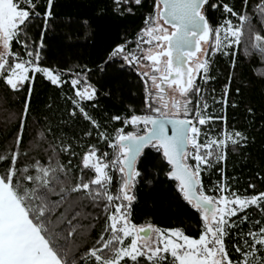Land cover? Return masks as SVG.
<instances>
[{
    "label": "snow or ice",
    "instance_id": "snow-or-ice-1",
    "mask_svg": "<svg viewBox=\"0 0 264 264\" xmlns=\"http://www.w3.org/2000/svg\"><path fill=\"white\" fill-rule=\"evenodd\" d=\"M53 3L47 0L41 14L36 0H0V80L13 92L28 85L15 150L0 151V165L7 162L0 169V264H264V222L249 214L254 209L264 217V192L241 195L229 184L223 167L218 169L220 179L205 191L202 175L222 165L230 148L234 151L248 141L243 132L229 130L227 116L214 107L219 104L226 110L232 75L222 96L213 97L212 104L204 95L203 85L215 79L210 75L212 58L231 56L235 68L237 51L242 49L249 56L258 55L264 65V21L258 29L243 11L223 4V11L239 23L225 16L214 26L205 6L216 9L221 7L219 3L154 0V11L145 18L135 49L125 42L109 56V60L119 59L122 66L137 70L146 88L147 111L127 118L112 116L123 127L110 135L83 106L97 95L86 72L72 73L64 80L61 72L40 66ZM141 3L114 0L117 10L129 13L130 5ZM243 3L247 6L249 0ZM256 8L255 15L264 17V0ZM34 19L42 23L38 41L29 36ZM37 73L58 88L71 85L74 98L68 97L73 105L69 115L79 113L96 130L97 139L112 149L110 154L89 144L75 183L67 166L72 161L66 165L60 160L61 153L76 155L71 144L49 142L42 149L47 159L20 151ZM231 106L236 107L235 103ZM217 122L224 127L213 134ZM129 125L134 130L125 132ZM38 135L44 140L43 133ZM38 146L39 142L34 145ZM147 148L163 156L171 167L169 177L178 181L183 199L199 213L198 238L179 229L130 222L129 210L136 198L133 190L142 176L137 164ZM85 176L89 178L85 180ZM114 176L118 179L115 192ZM255 187L249 184L250 189ZM89 205L103 206L106 226L94 245L80 252L81 220Z\"/></svg>",
    "mask_w": 264,
    "mask_h": 264
},
{
    "label": "trees",
    "instance_id": "trees-1",
    "mask_svg": "<svg viewBox=\"0 0 264 264\" xmlns=\"http://www.w3.org/2000/svg\"><path fill=\"white\" fill-rule=\"evenodd\" d=\"M36 2L37 11L43 14L47 0ZM259 2L249 0L245 6L243 0H210V3H219L221 7L213 9L205 6L206 15L214 26L222 23L225 16L239 23L236 17L223 11L222 5L229 4L238 13L243 11L261 29L264 17L255 15ZM130 7L131 13L117 10L114 0H54L52 19L44 36L45 47L41 52L40 66L61 72L64 80L70 79L75 72L87 73L89 82L97 89V95L94 101H84L83 106L100 123L101 130L110 135L123 127L122 122L113 121L112 116L127 118L133 114L143 115L147 111L146 88L137 70L122 66L119 59L109 60L117 45L131 42L130 48L135 49L138 33L145 27V18L154 11V0H142L140 5L132 4ZM41 28V20L34 19L29 36L38 41ZM14 50L19 49L14 45ZM231 61V56L222 54L212 58L210 75L215 79L203 85L204 95L212 104L213 97L222 96L224 86L229 83V75H232L226 110L219 104L214 107L217 113L227 116L228 129L243 132L248 141L246 146L237 147L234 151L230 148L222 165H217L210 174H202L203 182L207 191L208 186L220 179L218 169L223 167L233 189L241 195H252L264 192V65L258 55L249 56L242 49L237 51L235 68H232ZM27 87L25 85L20 92H13L0 80V151L8 148L15 150L14 140L20 129ZM32 89L20 151L47 159L42 149L47 148L49 142L53 145L71 144L76 155L61 153L60 160L66 165L68 160L72 161L67 166L75 183L80 177L83 152L89 144H95L101 151L110 154L112 149L97 139L96 130L79 113L75 117L69 115L73 105L68 97L74 98L70 84L58 88L37 73ZM233 103L236 107L231 106ZM93 104L96 107H92ZM223 127L222 122H217L213 126V134L219 133ZM133 130L130 125L125 128V132ZM88 131H92L93 135L85 136ZM40 133L44 134V140H40ZM37 142L40 146L34 147ZM5 167L7 162L0 165V169ZM137 167L142 176L133 190L136 198L129 210L130 222L137 226L151 224L161 230L179 229L190 237L198 238L200 215L183 199L178 181L169 177L171 167L163 156L147 148ZM88 178L84 177L85 180ZM249 184H255V189H250ZM117 187L118 179L114 176L112 190L115 192ZM249 214L253 219L259 218L264 222V217L254 209H250ZM81 223L84 235L79 250L85 252L94 245L106 226L103 206L86 207ZM248 228L249 225H244L245 231Z\"/></svg>",
    "mask_w": 264,
    "mask_h": 264
},
{
    "label": "rangeland",
    "instance_id": "rangeland-1",
    "mask_svg": "<svg viewBox=\"0 0 264 264\" xmlns=\"http://www.w3.org/2000/svg\"><path fill=\"white\" fill-rule=\"evenodd\" d=\"M126 243H127V241H126Z\"/></svg>",
    "mask_w": 264,
    "mask_h": 264
}]
</instances>
